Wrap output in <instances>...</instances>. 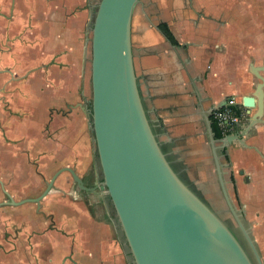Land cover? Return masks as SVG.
<instances>
[{
	"label": "water",
	"instance_id": "95a60500",
	"mask_svg": "<svg viewBox=\"0 0 264 264\" xmlns=\"http://www.w3.org/2000/svg\"><path fill=\"white\" fill-rule=\"evenodd\" d=\"M142 2L100 0L91 29L90 115L102 183L87 187L74 168L63 167L40 197L21 202L11 199L6 204H38L52 192L57 179L69 173L77 191L96 193L100 189L109 195L133 264H264L239 206L226 158L230 145L236 141L243 145L244 137L263 117L264 66H250L259 82L253 96L243 97L242 105L257 111L239 132L216 139L212 117L227 101L205 108L200 100L204 137L221 192V201H215L207 179L202 180L201 187L194 179L191 154L195 150L180 145L184 139L171 137L143 95L133 43L134 19ZM155 27L168 39L160 27ZM172 144L176 150L170 148ZM229 212L242 238L227 222Z\"/></svg>",
	"mask_w": 264,
	"mask_h": 264
},
{
	"label": "crops",
	"instance_id": "0c3cea01",
	"mask_svg": "<svg viewBox=\"0 0 264 264\" xmlns=\"http://www.w3.org/2000/svg\"><path fill=\"white\" fill-rule=\"evenodd\" d=\"M40 2L43 10H38V26L47 29L42 32L45 38L38 37V54L41 57L39 69L44 72L41 82H38V100H49L51 102L47 104L50 105L64 104V107H71L76 100L77 103L79 101L77 93L82 94L83 100L89 98L92 7L86 0ZM215 6L208 0H144L134 19V54L146 103L172 138L184 139L180 145L190 146L195 151L207 147L200 116V100L208 108L223 103L227 98H235V105L244 114L238 128L242 129L241 126L247 125L257 111L242 105L243 97L253 96L259 82L250 71V66H264L262 20L258 23L261 32L257 35L235 34V20L214 14ZM161 23L169 26L178 44L166 39L156 29L155 26L159 27ZM74 27H78V30ZM188 34L196 37L194 42L186 40ZM240 37H251L250 45L245 39L239 41ZM66 59H69L68 65H64L63 60ZM75 61L79 64L83 80L86 78L85 84L82 82V93L78 87L75 92L67 88L61 78L64 73L75 68ZM208 88L212 90L209 95ZM66 91L70 94L68 98ZM42 135L49 137L47 132ZM244 141L243 145L233 142L227 154L240 207L264 260V114L259 124L244 137ZM76 172L82 177L78 167ZM66 183L67 186L72 185L69 179H66ZM59 188H54L53 193H50L45 202L46 208H53V201L56 200L63 203L59 205L60 210L83 209V203L77 200L70 203L68 195H63L66 193L63 191H67L74 199H79L81 195L78 192L65 190L63 185ZM94 196L98 195L94 193ZM91 217L85 215L84 218L94 219ZM64 222L67 226L75 225L72 229L73 251L79 264H125L121 254H115L112 258L104 256L103 241L107 238V227L103 222L90 229V247L77 238L85 232L75 228L81 225L77 224L79 218L68 217ZM49 243L51 246L59 243L54 233H51ZM80 245L84 246L81 248Z\"/></svg>",
	"mask_w": 264,
	"mask_h": 264
},
{
	"label": "rangeland",
	"instance_id": "374dc122",
	"mask_svg": "<svg viewBox=\"0 0 264 264\" xmlns=\"http://www.w3.org/2000/svg\"><path fill=\"white\" fill-rule=\"evenodd\" d=\"M87 1L92 7L89 31V39H91V29L100 0ZM208 2L216 4L214 14L218 13V16L224 19L235 20L237 24L235 34L242 32L241 35H257L261 32V29H258L261 20L264 30V0H208ZM38 10H43L40 0H0V203L10 201L4 189L16 201L38 197L44 192L53 175L67 166L78 167L90 186L103 181L90 115L91 61L88 99L83 100L82 94L77 93V96H80L79 101L77 103L76 100L71 107H64V104L50 105L47 104L51 102L49 100L47 102L38 100V82H41L44 73L39 69L41 57L38 54V37L45 38L42 32L47 29L45 26L44 28L38 26ZM151 18L155 22L154 15ZM73 29L78 30V27ZM195 39L196 37L190 34L186 37L189 42H194ZM242 39L250 45L252 38L240 37L239 41L242 42ZM90 59L92 60V54ZM68 60H63L64 65H68ZM75 63L73 70L60 76L67 88L75 92L78 87V91L80 89L82 93V84H85L86 78L83 80L79 64L76 61ZM211 91V89L207 90L208 95ZM65 95L67 98L70 96L68 92ZM212 102L215 103V100L213 99ZM45 132L49 137L45 138V135H42ZM191 155L194 159L192 164L196 169L194 171L205 176L207 188L221 201L220 187L208 148L194 151ZM66 179L73 183L72 176L63 173L57 179L55 188L60 189L59 187L63 185L65 190L76 191L73 186H67ZM104 195L106 196H94V193L84 192L86 205H83L82 210L75 211L60 210L59 205L63 203L56 200L53 201V208H45V213L33 203L20 207L0 206V264H16L18 258L30 264H47L45 259H61L69 253L67 250H55L52 253L48 248L40 250L43 243L46 245L50 241L51 215L58 219L59 228L63 227L67 230L65 238H58L61 245L69 242L68 236L72 235L75 226L65 225L64 220L68 217L79 218L77 224L81 225L75 228L85 232L77 238L81 242L85 241L83 244L87 247H90L89 242H91L90 229L93 226L98 227L100 222H103L107 227V238L103 241L106 254L104 256L112 258L115 254H121L123 261L126 255L131 259L128 247L123 248L119 244L118 236L123 244L125 237L122 232L115 234V225L118 231L120 228L119 221L109 195ZM85 215L94 219L85 220ZM13 243H16L20 250L9 254L1 248L3 246L8 248ZM84 245H80L81 248Z\"/></svg>",
	"mask_w": 264,
	"mask_h": 264
},
{
	"label": "flooded vegetation",
	"instance_id": "af4514ba",
	"mask_svg": "<svg viewBox=\"0 0 264 264\" xmlns=\"http://www.w3.org/2000/svg\"><path fill=\"white\" fill-rule=\"evenodd\" d=\"M162 24H165V23H161L160 24V26L162 25ZM167 25V24H166ZM159 26V27H160ZM168 26V25H167ZM168 28H169V26H168ZM170 29V28H169ZM171 31V30H170ZM171 33H172V31H171ZM165 34V33H164ZM173 34V33H172ZM166 35V34H165ZM174 36V35H173ZM167 37V36H166ZM168 38V37H167ZM169 39V38H168ZM178 42V41H177ZM230 98H233V97H230ZM226 100H229V98H227ZM154 117H156L155 115H153ZM241 124V123H240ZM240 125H235L234 127H233V129L229 132V133H231V132H239L240 130L238 129V128H240L239 127ZM168 147H169V145H168ZM170 148L171 149H173V150H176L177 149V147H176V145L175 144H172V145H170ZM192 148V147H191ZM193 149V148H192ZM177 156L178 157H180V158H182L183 156L181 155V154H177ZM182 163H184V164H186V166H189L188 164H189V162L187 163V162H185V160H184V158H182ZM191 172H192V170H191ZM193 173V175L195 176V180H196V182L199 184V186H200V184L202 185V183H203V181L205 180V178H202V177H200V175L198 174V173H194V172H192ZM192 173H191V175H192ZM83 180H84V183H85V185L87 186V187H95V186H97V185H100L101 183H102V181H99V182H97V183H95L93 186H90L86 181H85V178L82 176L81 177ZM203 180V181H202ZM71 186H73L72 188L73 189H75L76 190V192H78L79 193V195H81L80 196V198L79 199H74L72 196H71V194L70 193H67V191H63V192H66L65 194L63 193V195H68V197H69V201L68 202H70V203H72L74 200H77V201H79V202H81V203H83V205H86V201H85V199H84V192H79V191H77V187H76V184L74 183V181H73V183H72V185ZM201 187V186H200ZM54 188H55V186H54ZM53 188V189H54ZM4 191H5V193H6V195H8L7 197H8V199H10V201L9 202H2V203H0V206H15V207H17L16 205H9V204H6V203H10L11 202V199H13L15 202H21V201H23V200H26V199H23V200H21V201H16L9 193H8V191L7 190H5L4 189ZM53 191V190H52ZM98 191H100V189H98ZM97 191V192H98ZM95 193V194H97L98 196H106V195H104V193L101 191V193ZM90 193H92V192H90ZM235 194H236V197H237V190H236V187H235ZM42 195V194H41ZM41 195H39L38 197H40ZM50 195V194H49ZM48 195V196H49ZM48 196L46 197V198H48ZM73 198H71V197ZM65 197H67V196H65ZM35 198H37V197H35ZM45 198V199H46ZM29 199H33V198H29ZM45 199H43L40 203H33V204H37L38 205V207L39 208H41V211H42V213H45L46 211H45V203H44V200ZM212 199H214L215 201L217 200V198H212ZM111 200V199H110ZM237 200H238V197H237ZM29 203H32V202H29ZM29 203H25V204H29ZM238 203H239V206H240V202H239V200H238ZM25 204H22V205H25ZM22 205H19V207L20 206H22ZM241 208V207H240ZM39 214V213H38ZM228 216H229V220L227 221L229 224H230V226L238 233V235L242 238V236H243V234H242V232H241V230H240V228H239V226H238V223L236 222V219L233 217V215H232V212H229L228 214H227ZM50 220H51V231H50V234L51 233H54V235H55V239H56V241L58 242L59 241V237L60 238H65V235L67 234V230L65 229V228H59L57 225L59 224V221H58V219H55V216H53V215H51L50 216ZM68 227V226H67ZM39 231H40V229H39V227H38V235H39ZM118 232H120L121 233V229L119 228V231H118V228H117V226L115 225V234H118ZM44 233V232H43ZM42 233V234H43ZM68 237H70V239H72V235L71 236H68ZM118 238H119V244H120V246L121 247H125L124 246V244H123V242H122V239L120 238V236H118ZM70 239H68V241L69 242H67V244L66 245H61L60 244V242L59 243H56V245L55 246H51L52 244H50V243H47L46 245H44V243L42 244L43 246L41 247V249L40 250H43L44 248H48V249H50V251H52V253L55 251V250H60V251H63V250H67L69 253H67L63 258H61V259H55V258H47V259H45V261H46V263L47 264H79V262L76 260V256H75V254H74V251H73V246H74V241H73V239L72 240H70ZM116 242V243H117ZM11 245V244H10ZM8 246V248H9V251H8V248H5V246H3V247H1L6 253H14V252H16V251H18V250H20V247H18L17 246V244L16 243H13L11 246ZM129 256H131V255H129ZM37 260V259H36ZM41 261H43L44 259H40ZM80 261V260H79ZM17 262H18V264H30V263H28V262H24L23 261V259L22 258H18L17 259ZM17 262L15 261V263L17 264ZM125 264H133L132 263V257H131V259L130 258H128V256L126 255V258H125Z\"/></svg>",
	"mask_w": 264,
	"mask_h": 264
},
{
	"label": "built area",
	"instance_id": "2783aa9c",
	"mask_svg": "<svg viewBox=\"0 0 264 264\" xmlns=\"http://www.w3.org/2000/svg\"><path fill=\"white\" fill-rule=\"evenodd\" d=\"M226 101L224 108L215 111L213 114L223 134H228L233 129L229 128L230 125L232 127L240 125L241 121L244 119V114L240 111V108L235 105V98H229V100Z\"/></svg>",
	"mask_w": 264,
	"mask_h": 264
},
{
	"label": "trees",
	"instance_id": "16d2710c",
	"mask_svg": "<svg viewBox=\"0 0 264 264\" xmlns=\"http://www.w3.org/2000/svg\"><path fill=\"white\" fill-rule=\"evenodd\" d=\"M160 29L166 34V36L175 44H178V42L175 40L173 34L171 33L170 29L168 28V26L166 24H162L160 26ZM212 128L213 131L215 133L216 139H222L225 136L229 135L228 134H223V132L221 131V128L218 125V122L215 120L214 116L212 117ZM227 160L229 161V157L227 155Z\"/></svg>",
	"mask_w": 264,
	"mask_h": 264
}]
</instances>
